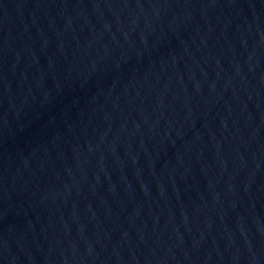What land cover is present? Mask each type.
Wrapping results in <instances>:
<instances>
[{"label":"water","instance_id":"1","mask_svg":"<svg viewBox=\"0 0 264 264\" xmlns=\"http://www.w3.org/2000/svg\"><path fill=\"white\" fill-rule=\"evenodd\" d=\"M0 264H264V0H0Z\"/></svg>","mask_w":264,"mask_h":264}]
</instances>
